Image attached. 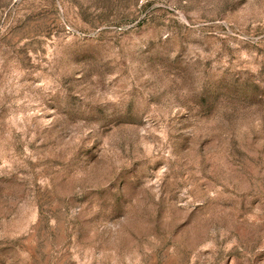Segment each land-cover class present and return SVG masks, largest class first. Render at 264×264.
I'll list each match as a JSON object with an SVG mask.
<instances>
[{
	"label": "rangeland",
	"instance_id": "374dc122",
	"mask_svg": "<svg viewBox=\"0 0 264 264\" xmlns=\"http://www.w3.org/2000/svg\"><path fill=\"white\" fill-rule=\"evenodd\" d=\"M0 264H264V0H0Z\"/></svg>",
	"mask_w": 264,
	"mask_h": 264
}]
</instances>
